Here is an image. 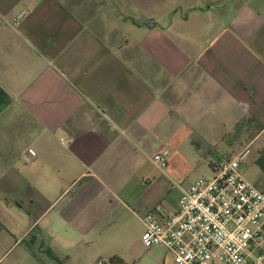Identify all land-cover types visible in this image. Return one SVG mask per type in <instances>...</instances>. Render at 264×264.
Listing matches in <instances>:
<instances>
[{"label":"crops","instance_id":"obj_1","mask_svg":"<svg viewBox=\"0 0 264 264\" xmlns=\"http://www.w3.org/2000/svg\"><path fill=\"white\" fill-rule=\"evenodd\" d=\"M217 1L170 0L144 41H110L111 0H0V264H131L136 233L134 264H174L144 215L236 155L220 143L264 135V0Z\"/></svg>","mask_w":264,"mask_h":264},{"label":"built area","instance_id":"obj_2","mask_svg":"<svg viewBox=\"0 0 264 264\" xmlns=\"http://www.w3.org/2000/svg\"><path fill=\"white\" fill-rule=\"evenodd\" d=\"M27 16L22 12L18 24ZM252 144L215 167L183 191L176 211L161 205L143 217L145 247L163 246L174 264H264V189L241 171ZM170 150L156 152L151 162L168 166ZM96 264H112L99 259Z\"/></svg>","mask_w":264,"mask_h":264},{"label":"rangeland","instance_id":"obj_3","mask_svg":"<svg viewBox=\"0 0 264 264\" xmlns=\"http://www.w3.org/2000/svg\"><path fill=\"white\" fill-rule=\"evenodd\" d=\"M217 2L216 5L219 3H223L224 5L227 4V1L225 0H218ZM111 4L114 13H109L108 16V19L110 20V28L108 31L110 41H137L138 38L139 40L142 38V41H144L147 37L145 29L147 30L152 24V21L150 20V18L153 17L152 13L159 9L164 10L166 13L172 6H174L173 4H170V0H111ZM182 6H184V4H182ZM157 16L158 19L156 18L155 21H158L159 23L165 22L168 18L166 14ZM133 20L139 24L147 25L146 27L143 25L142 30L140 31L138 24H134ZM80 30L83 31V29ZM254 130L256 131V127ZM245 144L246 141L242 136H237L236 139L233 138L232 141L230 138L226 139L218 145L214 159L225 160L232 154H237L239 152L238 150H240ZM259 161H261L264 167V135L252 145L251 154L241 166L242 173L250 182L257 184V186L264 187V169L260 170L258 168L259 165L257 163ZM261 171H263V174ZM212 176L213 173H211L210 167L207 166L205 169L193 173L190 180L196 181L200 178H210ZM171 185L173 188H171ZM181 186L180 182L172 181L166 187L167 192L169 191L168 198L172 200L178 199ZM137 236L138 233H136L131 239L132 244H134L128 256L129 260H131V264H134V261L138 262L142 259H144L145 262L148 258L146 254L148 251L141 243L139 244Z\"/></svg>","mask_w":264,"mask_h":264},{"label":"trees","instance_id":"obj_4","mask_svg":"<svg viewBox=\"0 0 264 264\" xmlns=\"http://www.w3.org/2000/svg\"><path fill=\"white\" fill-rule=\"evenodd\" d=\"M257 164H258L259 166H261V167L264 169V167H263L261 161H259ZM110 262H111L112 264H125V263H124L120 258H118V257H112V258L110 259Z\"/></svg>","mask_w":264,"mask_h":264}]
</instances>
